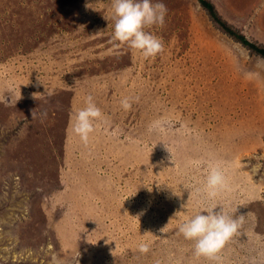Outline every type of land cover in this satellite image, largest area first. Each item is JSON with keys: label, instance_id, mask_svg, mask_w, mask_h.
I'll return each instance as SVG.
<instances>
[{"label": "rangeland", "instance_id": "rangeland-1", "mask_svg": "<svg viewBox=\"0 0 264 264\" xmlns=\"http://www.w3.org/2000/svg\"><path fill=\"white\" fill-rule=\"evenodd\" d=\"M212 1L264 44V0ZM155 2L165 51L145 59L113 39L112 0H0V264H215L179 233L209 209L245 215L222 264H264V58L198 0ZM89 95L104 118L84 144Z\"/></svg>", "mask_w": 264, "mask_h": 264}, {"label": "clouds", "instance_id": "clouds-1", "mask_svg": "<svg viewBox=\"0 0 264 264\" xmlns=\"http://www.w3.org/2000/svg\"><path fill=\"white\" fill-rule=\"evenodd\" d=\"M167 11L164 3H153V0H112L113 39L139 52L145 59L162 55L165 51L164 42L149 29L153 26L162 27L165 24ZM121 106L129 110L132 105L128 98H124ZM103 118L101 109L89 95L86 98V106L75 114L72 131L84 144H87L90 135L95 131V123ZM205 188L212 198L228 188V179L219 165H210ZM244 219V214L234 218L223 210L209 209L206 214H197L185 222L179 228V233L186 240L193 242L194 254L197 257L222 264L220 254L226 244L238 233ZM139 251L147 253L148 245L140 244ZM51 264H63V262L57 256H53Z\"/></svg>", "mask_w": 264, "mask_h": 264}, {"label": "trees", "instance_id": "trees-1", "mask_svg": "<svg viewBox=\"0 0 264 264\" xmlns=\"http://www.w3.org/2000/svg\"><path fill=\"white\" fill-rule=\"evenodd\" d=\"M30 1V0H29ZM202 8L207 12L208 16L211 18L214 24H216L222 31H224L226 34H228L230 37L238 41L240 44H244L243 46L249 49L250 51L258 54L259 56L264 58V44L261 45V43H258L256 41H251V39L245 35L241 30L239 31L238 28H236L233 24L229 23L222 15L219 10H217L216 4L212 0H198ZM235 27V28H234ZM230 30L232 32H230ZM256 45V46H255ZM248 46V47H247ZM84 97H82L80 100H83ZM106 120V119H105ZM101 131H106L107 128H101ZM103 133V132H101ZM152 249L155 248L153 247ZM161 263L162 261L160 259H157L156 261ZM153 262H155L153 260Z\"/></svg>", "mask_w": 264, "mask_h": 264}, {"label": "bare ground", "instance_id": "bare-ground-1", "mask_svg": "<svg viewBox=\"0 0 264 264\" xmlns=\"http://www.w3.org/2000/svg\"><path fill=\"white\" fill-rule=\"evenodd\" d=\"M248 2H249V1H248ZM217 10H218V9H217ZM244 10H245V9H244ZM244 10H242V11H244ZM218 12H219V11H218ZM263 21H264V20H263ZM251 22H252V21H251ZM263 24H264V23H263ZM231 25H232V24H231ZM234 28H235V27H234ZM239 31H240V30H239ZM230 32H232V31L230 30ZM250 36H251V35H250ZM253 39H254V38H253ZM253 39H252V40H253ZM252 40H251V41H252ZM258 42H259V41H258ZM243 45H244V44H243ZM261 45H262V43H261ZM255 46H256V45H255ZM247 47H248V46H247ZM261 56H262V55H261ZM145 79H146V78H145ZM257 111H258V110H257ZM112 146H113V145H112ZM112 146H111V147H112ZM254 151H255V150H254ZM261 152H262V151H261ZM237 154H238V153H237ZM241 155H242V154H241ZM208 160H209V159H208ZM224 160H225V159H224ZM86 161H87V160H86ZM88 161H89V160H88ZM205 161H206V160H205ZM212 161H213V160H212ZM253 162H254V161H253ZM238 163H239V162H238ZM239 164H240V163H239ZM242 165H243V164H242ZM203 166H204V165H203ZM236 166H237V165H236ZM230 167H231V166H230ZM244 167H245V166H244ZM204 168H205V167H204ZM225 168H226V167H225ZM240 168H241V167H240ZM245 168H246V167H245ZM233 169H234V167H233ZM229 170L231 171V169H229ZM237 171H238V170H237ZM234 172H236V171H234ZM258 172H259V171H258ZM207 173H208V172H207ZM248 173H249V172H248ZM237 174L239 175L240 173H237ZM241 174H242V173H241ZM241 174H240V175H241ZM231 175H232V174H231ZM233 175H234V174H233ZM229 176H230V174H229ZM252 176H253V175H252ZM240 177H241V176H240ZM243 177H244V176H243ZM257 177H258V176H257ZM241 178H242V177H241ZM235 179H236V181H237V180L239 179V177H238V179H237V178H235ZM235 179H233V181H234ZM246 179H247V178H246ZM246 179H245V181H246ZM110 180H111V179H110ZM111 181H113V180H111ZM94 183H95V182H94ZM114 183H115V182H114ZM239 183H240V182H239ZM251 183H252V182H251ZM262 183H263V182H262ZM235 184H236V182H235ZM240 184H242V183H240ZM240 184H239V185H240ZM236 185H237V184H236ZM258 185H259V184H258ZM251 186H252V185H251ZM254 186H255V185H254ZM260 186H261V185H260ZM260 186H259V187H260ZM233 187H234V186H233ZM252 187H253V186H252ZM236 188H237V187H235V189H236ZM263 188H264V187H263ZM237 189H238V188H237ZM239 189H240V188H239ZM257 189H258V188H256L255 190H257ZM249 190H250V189H249ZM98 192H99V191H98ZM100 192H101V191H100ZM102 192H103V191H102ZM250 192H251V191H250ZM233 193H234V192H233ZM248 193H249V192H248ZM256 193H257V192H256ZM132 195H133V196H136V195H137V192L134 191V192L132 193ZM162 195H163V194H162ZM257 195H258V194H257ZM102 196H104V194H103ZM159 196H160V195H159ZM236 196H237V195H236ZM252 197H253V196H252ZM252 197H251V198H252ZM254 197H255V196H254ZM137 198H139L138 195H137ZM167 198H168V197H167ZM170 198H171V197H170ZM180 198H181V197H180ZM256 198H257V197H256ZM141 199H142V198H141ZM173 199H174V198H173ZM173 199H172V200H173ZM252 199H253V198H252ZM252 199H251V201H252ZM258 199H259V198H258ZM168 200H169V199H168ZM166 202H167V201H166ZM235 202H236V201H235ZM261 202H262V201H261ZM249 203H250V202H249ZM249 203H248V204H249ZM252 203H253V202H252ZM254 204H255V203H254ZM254 204H253V205H254ZM258 204H259V203H258ZM246 205H247V203H246ZM206 206H207V205H206ZM256 206H257V205H256ZM256 206H255V207H256ZM175 207H176V206H175ZM247 207H248V206H247ZM247 207H246V208H247ZM253 207H254V206H253ZM251 208H252V204H251ZM257 208H258V206H257ZM252 209H253V208H252ZM262 209H263V208H262ZM262 209H261V210H262ZM166 210L168 211V209H166ZM253 210H254V209H253ZM261 210H260V211H261ZM256 211H257V210H256ZM258 211H259V209H258ZM258 211H257V212H258ZM168 213H170V212L168 211ZM168 213H167V214H168ZM171 213L173 214V212H171ZM174 213H175V212H174ZM259 213H261V212H259ZM172 214H171V216H172ZM263 214H264V213H263ZM165 215H166V214H165ZM254 215H255V214H254ZM261 215H262V213H261ZM166 216H167V215H166ZM173 216H174V215H173ZM263 217H264V215H263ZM259 218H260V217H259ZM152 222H153V221H152ZM158 223H159V222H158ZM157 225H158V224H157ZM243 225H244V224H243ZM154 226H155V225H154ZM155 227H156V226H155ZM155 227H154V228H155ZM163 227H164V226H163ZM161 228H162V226H161ZM163 231H164V230H163ZM153 232H154V231H153ZM164 233H165V232H164ZM156 234H157V232H156ZM160 234H161V233H160ZM50 235L55 239V235H54V234H51V233H50ZM162 235H163V234H162ZM159 237H160V235H159ZM156 239H157V238H156ZM149 240H150V239H149ZM152 240H153V239H152ZM247 240H248V239H247ZM153 241H154V240H153ZM251 245H252V244H251ZM251 245H250V246H251ZM242 249H243V248H242ZM243 250H244V249H243ZM159 251H160V250H159ZM161 252H162V251H161Z\"/></svg>", "mask_w": 264, "mask_h": 264}]
</instances>
